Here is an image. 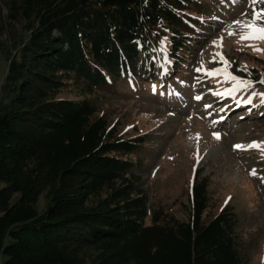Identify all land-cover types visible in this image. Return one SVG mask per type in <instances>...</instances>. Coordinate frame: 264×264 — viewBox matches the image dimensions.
Returning a JSON list of instances; mask_svg holds the SVG:
<instances>
[{"label": "trees", "instance_id": "obj_1", "mask_svg": "<svg viewBox=\"0 0 264 264\" xmlns=\"http://www.w3.org/2000/svg\"><path fill=\"white\" fill-rule=\"evenodd\" d=\"M225 3L0 0V264L248 263L230 206L204 220L205 179L186 219L149 210L132 157L147 140L119 133L95 100L124 81L173 86ZM233 72L264 94V77ZM247 110L264 120L261 98Z\"/></svg>", "mask_w": 264, "mask_h": 264}, {"label": "rangeland", "instance_id": "obj_2", "mask_svg": "<svg viewBox=\"0 0 264 264\" xmlns=\"http://www.w3.org/2000/svg\"><path fill=\"white\" fill-rule=\"evenodd\" d=\"M222 5L215 11L219 18L215 28L192 46L194 57L189 72L173 79V86L162 88L151 82L134 87L124 81L108 92H99L95 100L98 115L105 114L119 133L142 134L147 140L132 157L139 156L143 163L136 170L147 192L149 210L161 207L186 219L195 176L205 179L209 201L204 220L230 206L238 217L239 247L247 264H264V155L258 149L242 151L233 147L264 142V120L254 118L247 110L250 104L244 103L249 98L252 102L261 98L253 95L261 90L251 82L250 88L238 89L233 95H218L232 88L233 82L223 73L207 75L226 67L235 77L234 68L247 78H263L264 40L241 41L240 35L246 29L232 23L252 18L249 0H226ZM255 8L260 10L264 4L258 3ZM258 24L264 26V21ZM228 31L234 35L229 36ZM253 46L262 51H254ZM216 53L223 55L227 65L218 56L214 58ZM201 66L203 71H196ZM6 72L7 61L0 55V85ZM78 91L76 87L65 94L73 96ZM236 102L243 103V107L232 109ZM238 112L243 116L236 118ZM217 132L218 140L213 136ZM252 170H256L255 176ZM3 184L0 181V187ZM18 195H13V201ZM43 205L40 195L37 208Z\"/></svg>", "mask_w": 264, "mask_h": 264}, {"label": "snow or ice", "instance_id": "obj_3", "mask_svg": "<svg viewBox=\"0 0 264 264\" xmlns=\"http://www.w3.org/2000/svg\"><path fill=\"white\" fill-rule=\"evenodd\" d=\"M250 5L253 7V13H252V18L246 22H241L239 20L233 21L232 23L236 26L242 27L243 29H246V31H244L241 35H240V40L241 41H245V40H249V41H257V40H264V26H261L260 24H258L259 21H264V8L257 10L255 8V5L259 4H264V0H249ZM242 15H246L244 13H242ZM229 36L234 35V33L232 31H228L227 33ZM222 41V38H221ZM214 46H219L217 45L216 41H213ZM253 50L254 51H262L261 49L253 46ZM218 56L219 59L225 64L227 65L228 61H226L223 57L222 54L220 53H216L214 54V58ZM196 71H203V66H201V68H197ZM223 73L224 78L226 80H230L233 82V87L230 89H227L224 93H218V95H233L238 89H242V88H250L251 87V82L250 81H246V80H242V79H238L237 77L231 75L228 71L227 68H221V69H217L215 71H210L207 73V75L209 76H213V75H219ZM260 83H264V80H261ZM253 95H259L261 97V102L264 103V94L262 93H253ZM195 99L199 100L200 97L197 96L195 97ZM244 103L247 104H251V98L247 99L244 101ZM206 107H210V106H206ZM213 136L215 139H220V135L219 133H213ZM234 150H242V151H247L250 149H258L261 151V154L264 155V142H257V141H253L251 143H249L248 145H243V144H237L234 145ZM251 174L253 176L256 175V170H252Z\"/></svg>", "mask_w": 264, "mask_h": 264}]
</instances>
